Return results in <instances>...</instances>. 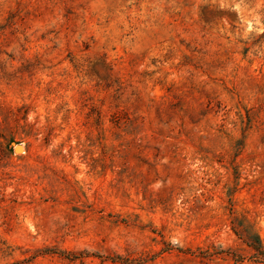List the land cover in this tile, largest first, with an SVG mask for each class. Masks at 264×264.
I'll list each match as a JSON object with an SVG mask.
<instances>
[{"label": "rangeland", "instance_id": "obj_1", "mask_svg": "<svg viewBox=\"0 0 264 264\" xmlns=\"http://www.w3.org/2000/svg\"><path fill=\"white\" fill-rule=\"evenodd\" d=\"M0 264H264V0H0Z\"/></svg>", "mask_w": 264, "mask_h": 264}, {"label": "water", "instance_id": "obj_2", "mask_svg": "<svg viewBox=\"0 0 264 264\" xmlns=\"http://www.w3.org/2000/svg\"><path fill=\"white\" fill-rule=\"evenodd\" d=\"M20 148V145H15V150L18 151V149Z\"/></svg>", "mask_w": 264, "mask_h": 264}, {"label": "trees", "instance_id": "obj_3", "mask_svg": "<svg viewBox=\"0 0 264 264\" xmlns=\"http://www.w3.org/2000/svg\"><path fill=\"white\" fill-rule=\"evenodd\" d=\"M259 240V239H258ZM259 244H260V242H259Z\"/></svg>", "mask_w": 264, "mask_h": 264}]
</instances>
